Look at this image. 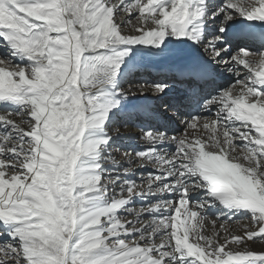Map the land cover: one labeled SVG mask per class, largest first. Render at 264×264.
Wrapping results in <instances>:
<instances>
[{"label":"snow or ice","instance_id":"1","mask_svg":"<svg viewBox=\"0 0 264 264\" xmlns=\"http://www.w3.org/2000/svg\"><path fill=\"white\" fill-rule=\"evenodd\" d=\"M0 105V264H264V0H0Z\"/></svg>","mask_w":264,"mask_h":264},{"label":"bare ground","instance_id":"2","mask_svg":"<svg viewBox=\"0 0 264 264\" xmlns=\"http://www.w3.org/2000/svg\"><path fill=\"white\" fill-rule=\"evenodd\" d=\"M217 2H219V0H217ZM149 63L150 62L147 58H145L143 60L138 59V69L133 73V75L131 77V84L125 85L126 90H128L130 88L132 91H137L136 84L143 83L145 79H147V80L151 79L152 80L158 76V73L149 66ZM141 68L145 69V71L139 72V70ZM146 70H147V73H146ZM149 95H151V94L149 93ZM135 103L137 105L147 107L152 103V101L148 100V99H138V100H135ZM3 110H4L3 105H0V114H3ZM137 122L140 123L141 125H143V123H146L145 129H147L148 127H151V124L149 122H141V121H137ZM117 126H119V131H120V134L123 138L116 141L114 148L115 147H119V148L124 147L125 149H123V150H125V151L129 150V149H131L133 151L143 149L144 145H143L142 141L139 139V137L142 135L141 129H134V128L133 129H124L125 128L124 126L114 125V127H117ZM112 134L115 135V132H113ZM138 134H140V136H138ZM172 148L174 149V146H172ZM115 154L117 155V158H120L119 153H115ZM143 171L144 170H138L137 171V177H135V178H138L140 173ZM131 218L132 217H129V219H131ZM218 223H219V221H218ZM233 227H235V225H233ZM209 228H210V225H209ZM5 238L6 237H4V239ZM260 245H255V246L252 245V247L257 249V247Z\"/></svg>","mask_w":264,"mask_h":264},{"label":"rangeland","instance_id":"3","mask_svg":"<svg viewBox=\"0 0 264 264\" xmlns=\"http://www.w3.org/2000/svg\"><path fill=\"white\" fill-rule=\"evenodd\" d=\"M142 71L144 72L145 69L141 68V69L139 70V72H142ZM146 73H147V70H146ZM139 81H140V80H139ZM121 149L123 150V149H125V148L123 147V148H121ZM255 245H260V243L258 242V243L255 244ZM255 245H253V246H255ZM261 246H262V245L258 246L257 249L261 248ZM254 249H256V248H254Z\"/></svg>","mask_w":264,"mask_h":264}]
</instances>
